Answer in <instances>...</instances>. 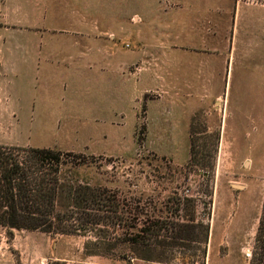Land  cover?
I'll return each mask as SVG.
<instances>
[{
  "label": "rangeland",
  "instance_id": "1",
  "mask_svg": "<svg viewBox=\"0 0 264 264\" xmlns=\"http://www.w3.org/2000/svg\"><path fill=\"white\" fill-rule=\"evenodd\" d=\"M28 2L39 10L18 9ZM5 4L35 30H4L0 15V52L5 39L11 48L0 73V144L59 151L64 183L107 189L139 227L148 217L166 222L146 243L169 264H262L264 0ZM235 206L247 233L259 212L248 251L221 242ZM95 233L0 227V264H127L116 239L88 246L111 245L108 256H87Z\"/></svg>",
  "mask_w": 264,
  "mask_h": 264
},
{
  "label": "trees",
  "instance_id": "2",
  "mask_svg": "<svg viewBox=\"0 0 264 264\" xmlns=\"http://www.w3.org/2000/svg\"><path fill=\"white\" fill-rule=\"evenodd\" d=\"M63 165L65 161L59 151L0 144V227L9 231L82 236L96 232L95 242L84 245L87 256H108L111 245L106 244V251H90L88 246L99 248L116 239L127 246L131 254L119 255L127 264L131 259L163 264L172 262L170 255L146 243L161 230L168 231L166 222L148 217L139 227L137 217H125V205L117 195L109 196L107 189L64 183L60 178ZM159 224L163 225L161 229ZM116 228L121 231L118 237L110 232ZM256 241L262 243L264 264V206Z\"/></svg>",
  "mask_w": 264,
  "mask_h": 264
},
{
  "label": "crops",
  "instance_id": "3",
  "mask_svg": "<svg viewBox=\"0 0 264 264\" xmlns=\"http://www.w3.org/2000/svg\"><path fill=\"white\" fill-rule=\"evenodd\" d=\"M5 4V0H1L0 1V12H1V16L4 17L3 18V21H2V24L4 27H2L4 30H13L14 28H25V31L27 32L28 30L30 31H34V27H32V25L30 23H28L27 25L26 24H23V23H20L19 20H17L16 18H12V15H13V9L12 8H9L7 6H4ZM24 4V3H23ZM37 3H31V2H28V3H25L24 6L21 4L20 7H18L19 10L21 11H27L30 9V6H32L31 9H33L34 11H38V6L36 5ZM6 5V4H5ZM16 10V9H14ZM34 29V30H33ZM25 36V35H24ZM9 40H4L2 42V47H6L4 51L0 52V73H1V70H2V65H3V56H6L7 53H4L6 51H9V50H6L7 48L11 50L10 46H9V43L7 42ZM9 54V53H8ZM25 56V55H24ZM232 189L234 190V187H232ZM244 190H246V185H242V187H238L236 188V191L238 193H241L243 192ZM216 194H217V187H216V192H215V199H214V204H213V210L211 212V215L209 216L210 217V229H209V248L211 246V241L213 240L212 237L214 235V229H216L218 227V225L216 224V211H215V208L217 206V203H216ZM233 206H234V202H233ZM261 207V203H259V208ZM238 206H235V209L234 210V217L232 218V221H229V223L231 224H228V223H224L223 225H220L219 227L220 228H223V229H230L231 227L234 226V230L233 231H222L221 233V242L222 243H227L228 242V238L229 239H232L234 240V245L236 246L237 245V250L238 251H248L249 248H250V243L251 241H253L254 237H255V234L257 232V227H258V217H259V212L258 214H256L257 218L255 217L254 218V223H252V225L250 224V230H248V233H247V230L245 231V229H247L246 227V224L243 223V222H240V213L238 212ZM251 217V216H250ZM3 242L2 240H0V246H2Z\"/></svg>",
  "mask_w": 264,
  "mask_h": 264
},
{
  "label": "built area",
  "instance_id": "4",
  "mask_svg": "<svg viewBox=\"0 0 264 264\" xmlns=\"http://www.w3.org/2000/svg\"><path fill=\"white\" fill-rule=\"evenodd\" d=\"M263 186H264V183H263Z\"/></svg>",
  "mask_w": 264,
  "mask_h": 264
}]
</instances>
